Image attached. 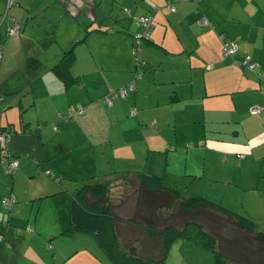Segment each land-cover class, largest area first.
I'll list each match as a JSON object with an SVG mask.
<instances>
[{"label": "crops", "instance_id": "obj_1", "mask_svg": "<svg viewBox=\"0 0 264 264\" xmlns=\"http://www.w3.org/2000/svg\"><path fill=\"white\" fill-rule=\"evenodd\" d=\"M96 2H109L111 6L118 4L119 8L126 9L132 7L136 15L126 10L128 16L151 17L149 40L141 42L136 54L141 65L131 62L125 46L129 43L117 35L132 38L135 28L131 22L122 19L118 23L110 20L100 27L95 25L97 18L92 10ZM4 4L5 0H0V129H9L15 134L10 138L9 133L7 150L31 175L37 166L42 170L45 162L56 158L46 163L54 169V177H57L51 183L53 188L45 194L30 197V213L35 200L61 190L71 194L89 178L90 184H98L117 174L128 178L151 175L159 179L164 188L177 189L175 191L182 196L180 188L169 185V175L160 168L168 152L174 150L169 146L175 145L177 135L195 137L194 142H189L195 152L190 156L197 158L195 161L190 159L189 170L184 168V178L181 179L182 189L190 197H204L198 195L202 194L198 191L202 185L197 183L198 180L219 179L234 189L240 188V199L252 202L257 196L264 200V174L255 159L259 155L258 149H264V85L245 72L241 65L248 56L255 71L264 73V0H19L3 16ZM169 5L173 6V12L167 11ZM131 19L134 22L133 17ZM61 20H66L63 30L59 25ZM10 24L19 28L18 37L7 35ZM73 28L78 39L66 43ZM99 34L121 42V53L129 64L127 67L121 59L124 56L117 53L113 58L118 60L108 63L96 60L91 46ZM220 36L235 43L233 55L222 56ZM69 48L74 54L69 76L77 78L78 83L67 86L52 67ZM81 53H87V56L78 60ZM28 60L38 62L32 76L26 73ZM91 63L93 66L90 67ZM99 65L102 69L98 68ZM131 82L134 90L119 103H111L106 108L102 100L104 96ZM129 107L138 109L133 121L127 115ZM160 107L165 110L162 119L156 113ZM252 107H259L262 111L250 114ZM75 109L81 112H75ZM10 110H15L16 118L8 114ZM24 112L33 114L35 121L23 116ZM71 118L74 126L82 127L83 136L70 126ZM14 119L24 124L27 130L37 125L35 140L45 138V143L49 144L54 138L53 148L41 147L44 144L29 148L23 135L26 131L15 133ZM106 119L112 123L127 121L134 127L145 126L151 121L149 133L143 132L137 141L144 148L145 156L156 155L142 166L129 165L132 162L128 161L116 164L115 155L120 158L124 155L107 144L111 143L112 136L100 128ZM51 123L55 124L56 132L48 127ZM138 130L141 132V128ZM83 144L86 147L80 154L77 150ZM24 153L25 158L21 157ZM213 155L218 158L219 168L217 178L211 179L203 174L216 161L212 160ZM263 158L264 154L260 160L264 161ZM135 162L141 164V155ZM187 163L186 158V166ZM1 170L0 149V195L14 198L3 209L5 214L0 205V234L4 236V244L9 243L8 247L0 243V264H111L90 235L94 242L90 247L92 252L84 251L83 244L79 243L83 238L78 235L80 233L63 235L56 217L50 223L38 222L37 210L33 219L23 218L22 207L29 200L20 199L16 194V173L15 178L12 171L6 175L10 177L8 182ZM43 171L46 175L51 174L49 169ZM62 178L72 179L78 186L69 190L61 185ZM187 183L195 188L185 190ZM139 184L131 186L115 182L109 190L111 213L131 222L116 221L113 230L121 249L132 246L138 255L152 261L160 256L161 243L146 237L141 224L136 225L133 221L151 224V216L163 215L160 205L164 199L159 192L141 190ZM115 188L120 192L117 197L112 196ZM204 198L208 200L209 193ZM241 215L252 218L250 214ZM26 227L30 230L27 231ZM177 241L178 247L174 251H178L186 264H193L192 259L182 252L180 254V250L205 251L192 242ZM171 244L167 249L168 256L172 252Z\"/></svg>", "mask_w": 264, "mask_h": 264}, {"label": "trees", "instance_id": "obj_2", "mask_svg": "<svg viewBox=\"0 0 264 264\" xmlns=\"http://www.w3.org/2000/svg\"><path fill=\"white\" fill-rule=\"evenodd\" d=\"M18 1L16 0L13 6H16ZM191 1L196 2V0ZM5 15L6 13L3 14V16ZM136 18H134V21ZM204 21H207V19L204 18ZM135 26L139 27L136 25V21ZM8 27L6 30H8ZM148 40L147 37L146 41ZM139 47L140 44L136 49L133 48L132 43L131 53L134 57L139 52ZM73 57L72 48H69L63 52L59 62L52 67L53 72L67 86L78 83L77 78H72L68 72ZM37 65V61L28 60L27 75L32 76V70ZM135 65H141L136 58ZM124 89L127 91L125 95L127 96L134 90V84L131 82ZM0 131L11 132V130L3 128ZM90 179L80 184L74 193L66 194L65 191L61 190L49 195V197L54 203L56 218L62 227V234L80 233L90 235L111 264H164L169 244L175 240L192 242L211 253L212 264H264V232L255 230L258 224L250 217L233 213L202 197L185 198L175 190L164 188L159 179L151 175L143 174L128 178L123 174H117L115 177L110 178L111 180L107 178V180L98 184H90ZM115 182L131 186L140 183L141 190L162 194L164 199L163 204L160 205L162 216H151L152 225L147 224L145 221H141V223L138 220L133 221L136 225L141 224L146 237L153 238L161 243V253L156 260H145L137 254L132 246H129L126 250L117 245L113 223L116 221L131 222H127L111 213L109 190L113 188ZM220 233L224 238H220ZM227 240L229 245H232L228 250H231L233 255L230 251L228 254L227 248L224 247ZM251 246L255 247V255L246 257L245 252ZM257 251H260V255H257ZM261 252L263 253L261 254Z\"/></svg>", "mask_w": 264, "mask_h": 264}, {"label": "rangeland", "instance_id": "obj_3", "mask_svg": "<svg viewBox=\"0 0 264 264\" xmlns=\"http://www.w3.org/2000/svg\"><path fill=\"white\" fill-rule=\"evenodd\" d=\"M95 9L92 10L93 14L95 13L96 15V23L95 25L98 24V26L100 27L101 25H103L106 21L109 22L110 20H117L116 23H118L119 21L121 22V20L123 19V21H130L131 22V26L133 25V27L135 28V32L132 35V38L125 36V35H121V34H117L119 35L118 37H120V39L125 38L127 43H129L128 45H125L128 49V52L130 54L129 58L132 62H134L135 65V57L132 55L131 53V45L133 43V37L136 34H139L141 32V28L135 26V21H131V17L136 18L137 16H133V15H129L126 14V10H129L130 13L136 15V11H134V9L132 7H128V9L121 7L119 8L118 4H113V6H111L109 4V2H102L101 4H95ZM94 15V16H95ZM66 24V20H61V22L59 23V25L61 26V30H63V27ZM111 23H109L108 27L110 26ZM93 25V24H92ZM66 28H68V25L66 26ZM104 28H106V25H104ZM110 29H106V31H108ZM70 31V30H68ZM79 31H81L79 29ZM78 31V32H79ZM111 31V30H110ZM63 35V33L61 32V36ZM59 36V37H58ZM57 38L60 39V35H58ZM76 31L73 28V34L70 36L69 40L67 39L69 43L73 40H77L78 38H76ZM18 37V36H17ZM92 38H94V36H91ZM13 38V37H11ZM79 38H83V37H79ZM90 44V43H89ZM88 44V45H89ZM142 43L140 42V45ZM93 53L95 54V58L98 62L101 63H108L109 61L116 59L117 58H113L116 53L118 54V56H124L122 55V51L121 50V42L116 41L114 38H110L108 35H98L95 39H94V43L91 46ZM46 49V48H45ZM45 52H47L45 50ZM79 54V53H78ZM82 54V53H81ZM115 54V55H114ZM87 56V53H83L82 56H79L78 60H83L85 57ZM123 58L124 60V65L125 67H127L129 64L126 63L125 61V56L121 57V59ZM93 66V64H90V67ZM93 68V67H92ZM99 69H102L101 65L98 66ZM264 85V84H261ZM111 91H109L108 93H110ZM107 93V94H108ZM123 99V98H122ZM119 99L117 97L112 98V100H110V105L111 103H119ZM103 100V99H102ZM105 104V103H104ZM106 108H109L110 106L108 104H105ZM78 111V109H75ZM134 107H129L127 109V115H129V118L131 119V121L136 119V115L137 112ZM165 110H163V107H160L159 111H157L156 113L159 114V118L162 119V114H164ZM15 117H14V114ZM8 114H10L13 118H16V112L15 110H10L8 112ZM23 116L26 117H31L34 119V115L31 113H27L24 112ZM73 118V117H72ZM71 118V122H73V119ZM109 119V118H108ZM16 122V132H21V131H26L25 133H23L24 138L28 141V147L29 148H39V146L41 144H44L41 147H45L46 149H49V147H51V149L53 148L52 143L55 141L54 138H52L51 142L49 144H46V139L42 138V140H35L37 139V134L35 131V127L37 126H32L30 127L29 130H27L24 127V124L19 123L17 119H14ZM147 125H143L141 127H134L130 122L124 121V122H118V123H112L111 121H108L107 119L102 123V125L100 126V128L103 129L104 132L108 133V135L112 136V141H110L111 143H107L110 147L114 146L117 148V151L119 154L124 155L122 158H120V156L117 154L115 155L116 159V164L122 163L123 161H128V162H132L129 165H138V166H142V164H148L149 163V158H152L154 155H148L145 156V152L143 151L144 148H141L138 144L139 141H137L138 139H141V137L143 136V132L144 134H148L149 133V128L151 127L150 125L152 124L151 121H147ZM164 124V123H163ZM53 125H55L53 123ZM51 124H48V127L50 129L53 128V130L55 131V127ZM71 127H74L75 130H79L82 129V127L80 126H74V123H72L70 125ZM170 126H172V124H170ZM38 127V126H37ZM139 128H141V132L138 130ZM56 132V131H55ZM60 132V131H59ZM83 130L80 131L81 135L83 136ZM67 134H71L68 133ZM15 136V134L10 133V138ZM145 136V135H144ZM177 141H174L175 145L173 146H169L170 150L174 149L173 151L168 152V154L166 155V159H164V161H162V164L160 165L161 169H165V173L167 175H169L170 179L167 178V180H170L168 182L169 185H173L174 187H178L180 188V193L182 194V196L184 197H190V194H187L181 186V179H183V175H184V168L186 167V170H189V164H190V159H192L193 161H195V159L197 158L196 156H190L192 155L194 152L193 150V146H191L189 143L191 140H193L192 142L195 141L194 136L191 137V139L188 136H182L179 137V135H177ZM41 141H44V143H41ZM39 143V144H38ZM85 145H81L79 147V151L80 154H82V150L85 149ZM143 147V146H142ZM101 148V147H100ZM260 150V151H259ZM258 157H255V159L257 160V164H258V169L259 166H261L262 170H263V174H264V161L260 160L261 156H263L264 154V149L263 148H259L258 149ZM26 153L22 154L21 157L25 158ZM141 155V164H136L135 159H138L139 156ZM84 156V155H83ZM186 158L188 159V163L187 166L185 165V160ZM249 158V157H246ZM56 158L50 159L48 162H45V166L43 167L42 170L39 169V167L37 166L35 168V172L31 175L30 173H28L26 170H23V168H21L22 164L20 163L19 167H16L15 169L12 170V176H14L15 178V173L16 176L18 177L17 181L14 183V188L16 191V194H18L20 199H26L29 200L30 197H36L38 195H42L45 194V192H49L50 188H53V185L51 183H54L56 181L57 177L55 176V172L54 169L50 166H48L46 163H50L52 161H55ZM212 160H216L215 162H212V165L209 169L205 170L204 172V176L206 177L209 176L211 179L213 178H217V173H218V168H219V163H218V158L216 159V155L212 156ZM247 160V159H246ZM264 160V158H263ZM261 162V163H260ZM263 163V164H262ZM263 166V167H262ZM200 166H199V172H200ZM49 169V171L51 172L50 175H46L44 173L43 170H47ZM31 170V169H30ZM65 170L68 172V168L66 167ZM33 172V171H32ZM1 174L4 178L8 179V182L10 181V177L6 176L2 173L1 170ZM200 174V173H199ZM199 176H197L198 178ZM187 180L189 181V179L187 178ZM198 184H202L200 187V190L202 194H198L201 196L205 197V194L209 193L210 198H208V201L210 200V202L214 203V204H220L223 208L228 209L231 212H235L238 214H250V216L252 218H254L255 222L258 224V226L256 227V231L258 232H264V200L263 198H257V196L253 197V201H248L247 199H240V194H241V190L240 188L238 189H234L231 185H226L225 183H223L222 181H220L219 179L216 180H198L197 181ZM9 184V183H8ZM61 185H63L65 188H68L69 190H73L74 187H77L78 185L72 181V179H68V178H62L61 181ZM8 186V185H7ZM171 188V187H170ZM195 186L188 184L185 188V190L187 191H191L192 189H194ZM177 190V189H175ZM239 190V191H238ZM72 193H74V191H72ZM1 194V193H0ZM118 195H120V192L118 189H113L112 192V196L113 197H117ZM9 196V195H8ZM7 197H3L2 195H0V201L5 200L8 198ZM144 198L145 195H141ZM202 197V198H204ZM213 198V199H211ZM258 199V201H257ZM27 203L25 205H23V218L29 217L30 219H33L36 216V212L38 210L37 213V220L38 222H42V223H50L51 219H54V217H56V210H55V206L52 202V200L49 197L46 198H42L40 200H35L33 201V208L31 210V213L29 211L30 207H31V200L26 201ZM140 203V200H139ZM138 203V205H139ZM39 207V208H38ZM2 209V208H1ZM55 210V212H54ZM49 211H50V215H49ZM2 212L5 214L6 210L2 209ZM50 216V218H49ZM5 221V220H4ZM58 224V222H57ZM56 225V224H55ZM4 227V226H3ZM1 235V234H0ZM80 237H83L81 239V241H79V243L83 244V249L86 252H92V250L90 249V247H93L92 245H94L93 240L91 239V237L87 234H78ZM221 237L220 238H224L222 236V234L220 233ZM225 235V234H224ZM177 240L173 241L171 244V250L172 252L169 254H166L165 259H166V264H186V262L183 261L182 257H180L178 255V251H174L175 249H177L178 245H177ZM1 244H3L4 246H6L7 244L9 245V243L4 244V240L0 241ZM226 245L224 246L225 248H227L228 254L232 251L228 250V248H230L229 242L227 240V242H225ZM193 244V243H192ZM253 244L255 245V243L253 242ZM252 244V245H253ZM2 245V246H3ZM195 245V244H193ZM197 246V245H196ZM240 246V245H239ZM47 247H45L46 250ZM254 246H251L249 248L248 251L245 252V256L246 257H250V256H254ZM97 252L99 253L100 256H102L103 259H105V257L102 255V253L100 252V250L98 248ZM180 250V249H179ZM230 251V252H229ZM181 252L183 254H186L187 256H189L192 259V263L193 264H205L208 260L209 264H211L212 261V254L207 252V251H192L190 249H182L180 250V254ZM257 255H260V251L256 252ZM263 252H261L262 254ZM233 255V253L231 254ZM239 255V254H238ZM250 255V256H249ZM164 259V261H165Z\"/></svg>", "mask_w": 264, "mask_h": 264}, {"label": "built area", "instance_id": "obj_4", "mask_svg": "<svg viewBox=\"0 0 264 264\" xmlns=\"http://www.w3.org/2000/svg\"><path fill=\"white\" fill-rule=\"evenodd\" d=\"M181 1L184 2L186 0H181ZM15 2L16 0H5L4 14L10 7H12L15 4ZM167 11L173 12L174 8L169 6L167 8ZM135 21H136V25L141 28V33L134 35L133 37V48L136 49V47L140 44V42L146 41L152 27V19L150 16L144 15L137 17ZM7 35L16 38L19 35V29L17 25L12 24L11 26H9L7 30ZM220 39L223 46L221 52L222 56L229 57L233 55L236 51L235 43L231 41H225V39H223L222 36H220ZM241 65L245 70V72L252 74L259 81L260 84H264V73L255 71V67H254L255 65L250 61V58L248 56L244 58L243 63H241ZM126 93L127 91L124 88L116 92H112V93L110 92L107 96L103 98V102L109 105L111 102L110 100H112V98L117 97L119 99H122L124 98ZM78 111L81 112L80 110ZM261 111L262 109L259 107H252L249 109L250 114H259ZM8 138H9V133L0 131L1 168H2V172L5 175L11 174V171L18 166L17 159L14 156H12L10 152L7 150ZM13 199H14L13 197H10L8 199L2 200L0 202L2 209L8 207L13 202ZM26 230L28 231L30 230V228L26 227ZM3 239L4 236L0 235V241H3ZM6 247H8V245H6Z\"/></svg>", "mask_w": 264, "mask_h": 264}, {"label": "flooded vegetation", "instance_id": "obj_5", "mask_svg": "<svg viewBox=\"0 0 264 264\" xmlns=\"http://www.w3.org/2000/svg\"><path fill=\"white\" fill-rule=\"evenodd\" d=\"M4 6H5V4H4Z\"/></svg>", "mask_w": 264, "mask_h": 264}]
</instances>
